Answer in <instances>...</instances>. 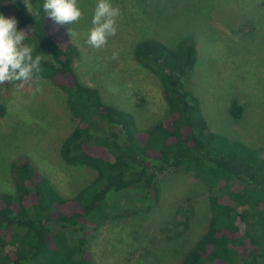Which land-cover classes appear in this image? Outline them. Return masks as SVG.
I'll use <instances>...</instances> for the list:
<instances>
[{
    "label": "trees",
    "instance_id": "obj_1",
    "mask_svg": "<svg viewBox=\"0 0 264 264\" xmlns=\"http://www.w3.org/2000/svg\"><path fill=\"white\" fill-rule=\"evenodd\" d=\"M44 2L30 0V14L24 0H0V14L15 17L18 30L28 31L25 43L33 56H46L41 80L60 92L75 122L61 142V159L95 174L65 197L30 156L13 157L14 192H0V264H94L84 234L119 214L110 194L138 190L156 202V177L170 170L190 175L209 192L206 230L180 264H264V148L257 151L209 130L197 98L181 83L195 64L196 48L184 42L168 47L156 39L134 46L135 62L158 77L167 111L148 129L135 131L130 114L78 80L73 64L79 50L61 26L51 31L54 21ZM10 85H0V118L6 113L1 93ZM242 109L234 101L229 112L240 119Z\"/></svg>",
    "mask_w": 264,
    "mask_h": 264
},
{
    "label": "rangeland",
    "instance_id": "obj_2",
    "mask_svg": "<svg viewBox=\"0 0 264 264\" xmlns=\"http://www.w3.org/2000/svg\"><path fill=\"white\" fill-rule=\"evenodd\" d=\"M77 3L83 18L72 25L51 22V31L61 26L67 33L79 50L73 64L78 80L130 114L135 131L148 129L167 111L158 77L135 62L134 46L147 39L168 47L184 42L196 48L197 56L181 83L197 98L209 130L257 151L264 148V0H111L120 10L117 34L102 49L86 43L97 0ZM70 27L76 33L72 38ZM1 101L6 113L0 118V192H14L9 166L20 154L30 156L65 197L89 182L93 170L68 166L60 157L61 142L75 122L51 83L11 84L2 90ZM234 101L243 108L240 119L229 112ZM156 187V202L153 195L143 199L138 190L110 194L119 214L84 234L94 264H180L206 230L209 192L177 170L159 174ZM70 235L74 242L76 236Z\"/></svg>",
    "mask_w": 264,
    "mask_h": 264
},
{
    "label": "clouds",
    "instance_id": "obj_3",
    "mask_svg": "<svg viewBox=\"0 0 264 264\" xmlns=\"http://www.w3.org/2000/svg\"><path fill=\"white\" fill-rule=\"evenodd\" d=\"M24 4L31 14L30 0H24ZM43 10L46 16L61 26L77 23L84 15L77 0H45ZM119 15V8L114 7L111 0H97L86 43L95 49L104 48L109 38L117 34ZM18 23L15 17H5L0 14V85L10 83L17 88H23L34 79H42L41 63L46 56L43 54L33 56V47L25 43L29 37L28 31L18 30ZM68 34L71 38L76 36L71 27L68 29ZM117 58L118 53L113 52L110 59ZM41 90V87L37 86L35 91Z\"/></svg>",
    "mask_w": 264,
    "mask_h": 264
}]
</instances>
